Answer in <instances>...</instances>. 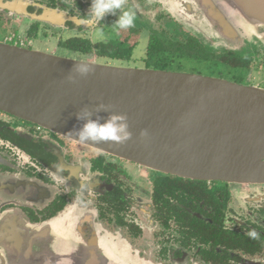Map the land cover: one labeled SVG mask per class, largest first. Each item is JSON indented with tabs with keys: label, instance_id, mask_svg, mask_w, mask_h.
I'll return each mask as SVG.
<instances>
[{
	"label": "flooded vegetation",
	"instance_id": "obj_1",
	"mask_svg": "<svg viewBox=\"0 0 264 264\" xmlns=\"http://www.w3.org/2000/svg\"><path fill=\"white\" fill-rule=\"evenodd\" d=\"M168 1L126 0L125 10L135 12V26L117 34L116 17L109 16L99 37L96 25L79 22L90 0H0V32H9L5 37L0 34V43L124 67L123 61L112 60L103 51L124 40L135 39L137 47L144 48L157 39L174 46L168 56L173 68L158 70L264 89V26L252 29H258L260 37L246 35L242 44L208 43L170 13L174 9L166 5ZM201 2L194 0V7L203 19ZM239 30L257 34L250 28ZM140 58L141 64L131 68H146V55ZM151 68L156 69L155 64ZM8 216L17 219V225L58 223L63 232L77 224L80 244L98 249L105 259L264 264V183L196 180L156 171L0 109V218L4 217L0 264H37L30 257L34 255L18 250L20 231L13 226L19 227L6 220ZM253 229L259 239L248 237ZM71 239L67 246L59 244L49 261L45 256L38 263L81 264Z\"/></svg>",
	"mask_w": 264,
	"mask_h": 264
},
{
	"label": "water",
	"instance_id": "obj_2",
	"mask_svg": "<svg viewBox=\"0 0 264 264\" xmlns=\"http://www.w3.org/2000/svg\"><path fill=\"white\" fill-rule=\"evenodd\" d=\"M201 1L203 19L197 17L194 0L166 4L208 43L238 45L246 35L260 37L259 30L252 29L264 26V0ZM216 26L218 31L209 30ZM246 28L257 34L240 33ZM74 64L94 71L71 83L67 77ZM100 105L127 117L132 133L127 143H82L68 134L82 123L76 116L83 109L91 111L93 118H106L108 111H96ZM0 109L156 171L196 180L264 183V89L258 86L185 72L63 59L0 43ZM142 131L147 132L143 138ZM5 219L19 227L13 226L20 231L18 250L34 255L30 257L37 264L41 257L49 261L57 246H67L72 237V252L81 264H140L125 256L101 258L98 249L84 248L77 238V224L63 232L58 223L34 227L17 225L11 216ZM1 220L4 217L0 218L3 230ZM67 236L69 241L62 238Z\"/></svg>",
	"mask_w": 264,
	"mask_h": 264
},
{
	"label": "clouds",
	"instance_id": "obj_3",
	"mask_svg": "<svg viewBox=\"0 0 264 264\" xmlns=\"http://www.w3.org/2000/svg\"><path fill=\"white\" fill-rule=\"evenodd\" d=\"M125 2L126 0H90L87 14L82 16L79 22L86 25H96L97 35L103 37L102 22L107 17L113 16L116 17L113 27L117 30V34H119V31H127L135 26L136 17L134 11L125 10ZM92 71L94 69L91 66L74 64L67 79L69 82L75 83L77 76L86 77ZM96 111L97 113L99 111L109 112V109L104 105H100ZM76 119L78 122L82 121V123L78 128L74 127L68 134L74 135L82 143L106 142L122 145L132 138L125 115L109 112L106 118L99 115L93 118L91 111L83 109L77 114ZM140 135L143 138L147 135V132L142 131ZM247 235L251 239H259V233L254 229L250 230Z\"/></svg>",
	"mask_w": 264,
	"mask_h": 264
},
{
	"label": "trees",
	"instance_id": "obj_4",
	"mask_svg": "<svg viewBox=\"0 0 264 264\" xmlns=\"http://www.w3.org/2000/svg\"><path fill=\"white\" fill-rule=\"evenodd\" d=\"M138 46V41L133 39L131 41L124 40L123 43L116 46H112L108 51H103V54L111 57L112 60L123 61L121 64L124 67H137L134 62L138 61L136 58L138 50L140 51L143 46ZM147 46V45H146ZM174 46L170 44H164L162 41L157 39L149 43L145 47L144 55H146L147 65L146 68H151L152 64H155L156 69H171L172 63L169 61V51ZM136 60V61H135ZM220 65V63H219Z\"/></svg>",
	"mask_w": 264,
	"mask_h": 264
},
{
	"label": "rangeland",
	"instance_id": "obj_5",
	"mask_svg": "<svg viewBox=\"0 0 264 264\" xmlns=\"http://www.w3.org/2000/svg\"><path fill=\"white\" fill-rule=\"evenodd\" d=\"M168 4V3H167ZM166 4V5H167ZM168 5H170V4H168ZM167 5V6H168ZM170 13H172V14H176V10H171L170 11ZM11 30V29H10ZM0 34H1V36L2 37H5L7 34H9V32H8V29H5V30H1V32H0ZM143 46V44H141V47ZM146 49H145V46H144V48H142L140 51L138 50V52H137V55H136V58H137V60H139V59H141L140 57H142L143 55H144V51H145ZM136 61V60H135ZM134 63H140L141 64V62L139 61V62H134Z\"/></svg>",
	"mask_w": 264,
	"mask_h": 264
}]
</instances>
